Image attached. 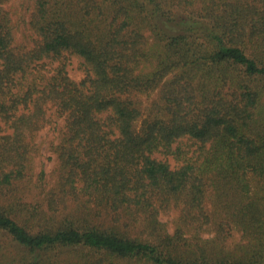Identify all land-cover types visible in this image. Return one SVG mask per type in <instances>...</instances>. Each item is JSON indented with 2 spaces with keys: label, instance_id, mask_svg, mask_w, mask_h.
<instances>
[{
  "label": "trees",
  "instance_id": "obj_1",
  "mask_svg": "<svg viewBox=\"0 0 264 264\" xmlns=\"http://www.w3.org/2000/svg\"><path fill=\"white\" fill-rule=\"evenodd\" d=\"M11 1L0 264H264V197L240 195L264 182V0H33L17 20ZM49 127L54 181L35 167Z\"/></svg>",
  "mask_w": 264,
  "mask_h": 264
},
{
  "label": "rangeland",
  "instance_id": "obj_2",
  "mask_svg": "<svg viewBox=\"0 0 264 264\" xmlns=\"http://www.w3.org/2000/svg\"><path fill=\"white\" fill-rule=\"evenodd\" d=\"M8 9L13 14L14 19L17 20L20 16H27L30 14V11L33 9V0H12L8 5ZM19 38L21 41H25L28 45L31 44V38L26 31H21L19 34ZM150 44H152V41H150ZM71 76L77 80L80 81L84 78V74L79 70L78 63L75 62L74 65H72L69 68ZM152 69L150 67H146L142 69V73L144 74H150ZM154 71V69H153ZM152 71V72H153ZM180 73V70H171L164 76V78L161 81V84L156 86L154 89H149L148 91L140 94L138 96V99L141 101L142 108L145 111V116L147 115L149 109L151 108V105L154 101L158 99L161 92V87L163 83H165L168 80H172L175 77H177ZM57 124H61L60 121L56 120ZM143 121L139 122L137 124V128L140 129L142 126ZM58 125V126H59ZM37 142L41 145V155L35 160V167L36 171L39 172L40 170H45L48 179L50 181H54V172L57 168L58 161L57 158L52 151V144H57L59 142V135L58 132L55 133L51 130V127L47 128L46 130L42 131L37 139ZM248 184V191L243 192L240 190V195L244 201H249L254 198L258 197H264V182L257 178V177H249L246 179ZM179 216V212L175 209L173 211L165 212L162 215V220L165 222H168L172 225L174 223L173 221ZM177 226L174 224L171 227L172 232H176ZM231 244H237L240 242V235L234 234L230 240ZM10 250V249H8ZM12 252V251H11ZM58 258H61L58 256ZM121 264H134V263H126L123 262Z\"/></svg>",
  "mask_w": 264,
  "mask_h": 264
}]
</instances>
